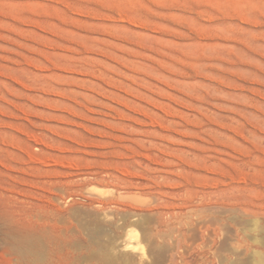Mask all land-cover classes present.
Listing matches in <instances>:
<instances>
[{
    "label": "rangeland",
    "instance_id": "obj_1",
    "mask_svg": "<svg viewBox=\"0 0 264 264\" xmlns=\"http://www.w3.org/2000/svg\"><path fill=\"white\" fill-rule=\"evenodd\" d=\"M0 264H264V0H0Z\"/></svg>",
    "mask_w": 264,
    "mask_h": 264
}]
</instances>
